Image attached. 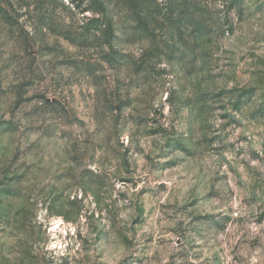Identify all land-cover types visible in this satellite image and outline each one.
I'll return each mask as SVG.
<instances>
[{
  "label": "rangeland",
  "instance_id": "obj_1",
  "mask_svg": "<svg viewBox=\"0 0 264 264\" xmlns=\"http://www.w3.org/2000/svg\"><path fill=\"white\" fill-rule=\"evenodd\" d=\"M199 1L198 38L119 6L113 62L0 0V264H264V0Z\"/></svg>",
  "mask_w": 264,
  "mask_h": 264
},
{
  "label": "trees",
  "instance_id": "obj_2",
  "mask_svg": "<svg viewBox=\"0 0 264 264\" xmlns=\"http://www.w3.org/2000/svg\"><path fill=\"white\" fill-rule=\"evenodd\" d=\"M44 1L53 4L58 0ZM70 3L79 13L84 14L85 19L78 27L79 30L70 28L63 30L66 31L65 37L71 43L82 45L88 42L87 34L95 35L97 39L102 40L103 45H107L112 50L106 55L113 62L117 61L121 55L116 46L119 28L115 15L119 6V13L124 12L131 19L130 22H133V32H129V36H135L134 39H142V36L137 35L138 32L156 39L159 35L158 28L165 32L176 31L181 34L188 32L194 38L206 36L212 31L210 24L202 19L207 8L199 0H113V9L111 0H71ZM244 3L245 0L230 2L238 10L242 9ZM68 9H72V6H68ZM0 13L8 17L7 10L2 7H0ZM127 33L128 30L125 35ZM153 45H155L154 50L158 49L157 42ZM49 103L55 104V102Z\"/></svg>",
  "mask_w": 264,
  "mask_h": 264
}]
</instances>
